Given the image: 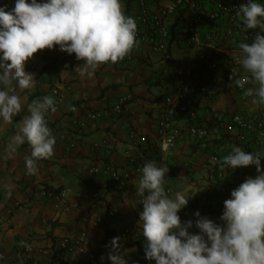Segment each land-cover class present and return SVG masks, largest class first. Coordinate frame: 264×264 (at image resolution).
<instances>
[{"label":"crops","instance_id":"1","mask_svg":"<svg viewBox=\"0 0 264 264\" xmlns=\"http://www.w3.org/2000/svg\"><path fill=\"white\" fill-rule=\"evenodd\" d=\"M3 1L15 3V0H0V7ZM124 1L121 0V3L125 11ZM256 30L264 35L259 27ZM243 36L245 32L241 28L239 41ZM141 53V49L136 48L135 55ZM172 58L181 68L192 69L196 73V79L190 82L192 85L209 82L208 72L194 65L192 51L184 46H175ZM28 64L32 66L31 69H27ZM72 64L76 67L75 70L71 69ZM83 64V61L76 59L74 53L62 52L59 46L35 53L25 63V71L34 74L35 87L21 91L15 84L22 110L13 118L12 124H3L0 120V264H24L13 257L14 252L23 247L20 241H25L35 250L51 251L62 237L78 236L83 218L88 219V239L84 254L66 256L62 260L57 253H35L36 262L28 264H106V245L110 246L112 238L120 237L122 229L127 225L138 234L140 241L133 244L132 240L120 251L127 263L130 257L139 256L141 247L146 243L141 234L142 222L139 221V216L142 209L137 195L141 173L134 177L127 191L117 189L106 179L89 177L87 174L91 166L104 160V153L108 149V160L116 167L126 163V153L138 156L142 165L146 161H156L158 166L163 163L167 165L169 171L165 175V193L173 199L177 192L188 197L186 206L177 215L181 224L192 221L193 226L188 229L191 234H199V229L195 226L197 211L200 217L223 226L224 222L220 217L224 211V201L230 199L231 191L247 178L258 175L255 165L241 169L237 172L241 175L227 178L226 192L214 198L207 192L205 171L209 154L218 151L216 147L211 148L212 143L220 144V154L231 153L233 147H240L246 153L259 152L262 155L260 163L264 162V146L253 143L243 145L223 133V124L236 111L258 112L264 120V104H253L254 96L244 98L237 93L223 68L211 74V80L216 81L219 86L216 97H203L193 86L188 90V113H195L194 122L206 123L213 119L212 123H218L217 139L198 145L180 141L169 152H161L154 136L161 100L177 84L186 80V76L177 75L173 67H169L156 54H150L145 62L135 58L131 62L101 64L91 77L87 73L81 75ZM158 70H161L159 75L152 77V74H158ZM55 85H69L70 89L65 104L55 114L51 126L56 139L54 155L50 159L38 161L37 173L29 175L25 157L31 154L30 146L24 143L18 146L15 153H10L8 145L18 131L20 121L28 115L27 105L33 99L46 96L49 87ZM256 86L253 84V87ZM0 90H3L2 86ZM125 94L131 95V100L126 104L124 114L119 117L108 114L111 105ZM73 107L75 111L70 110ZM90 110L101 116L89 119L85 129L72 127L73 118L82 117ZM186 121L187 118L183 116L176 122L183 125ZM102 139H105L106 144L94 151L92 143ZM69 141H76L77 146L66 151L65 145ZM261 170L264 171L262 167ZM45 187L62 193V199L66 203L41 196ZM96 192L100 195V201L92 199V194ZM106 207L122 213L125 222L103 219ZM9 210L11 214L8 213ZM147 264H155V261Z\"/></svg>","mask_w":264,"mask_h":264},{"label":"clouds","instance_id":"2","mask_svg":"<svg viewBox=\"0 0 264 264\" xmlns=\"http://www.w3.org/2000/svg\"><path fill=\"white\" fill-rule=\"evenodd\" d=\"M242 30L260 28L264 32V5L248 0L236 13ZM136 20L125 15L121 0H15L10 11L0 7V120L12 124L22 110L21 98L13 82L21 91L35 87L34 74L25 71V63L44 49L75 54L83 61L81 75L91 77L99 65L123 60L136 46ZM242 65L232 69L230 80L243 89V95L255 97L253 104H264V35L256 33L253 42L240 43ZM52 96L33 99L27 105L28 115L19 123L16 134L8 145L15 153L18 146L27 143L30 156L25 157L27 174L35 175L38 161L54 155L56 139L49 128L46 115L57 111ZM70 110L75 111V108ZM170 141H165L167 148ZM261 153L245 152L233 147L220 161L235 169L255 165L258 175L247 178L231 191L224 201V211L218 225L206 217L195 222L199 234H191L192 221L181 224L178 211L186 206L188 197L177 192L175 198L165 193L166 164L146 161L140 169L137 195L142 197L140 213L141 234L145 238V258L155 264H264V171ZM10 196L11 193L9 192ZM206 237V239H205ZM120 237L110 241L108 259L111 264H127L120 251ZM21 246L30 250L25 241ZM108 247V245H106ZM2 258V257H0Z\"/></svg>","mask_w":264,"mask_h":264},{"label":"built area","instance_id":"3","mask_svg":"<svg viewBox=\"0 0 264 264\" xmlns=\"http://www.w3.org/2000/svg\"><path fill=\"white\" fill-rule=\"evenodd\" d=\"M31 2V0H27ZM38 3L45 0H37ZM255 2L264 5V0H255ZM248 3V0H130L129 10L125 13L131 16L137 23L136 46L127 55L123 62H131L135 58L145 62L150 54L158 55L162 61H165L169 67H173L174 72L186 80L177 84L161 100L160 112L155 120V143L161 152H169L180 141H185L189 145H198L211 143L216 140L217 131L209 128L202 123L194 122L196 115L194 112L188 113V90L193 88L203 97L213 98L218 95L219 86L216 81L211 80V74L219 68H223L228 77L231 76L232 69H239V76L247 73L242 68L240 60L242 58L240 43H251L259 30L251 29L245 32V36L238 39L240 25L236 13L241 5ZM15 3L3 1L1 7L6 10L14 8ZM260 33V32H259ZM239 43V44H238ZM175 46H184L185 49L192 51V60L194 65L200 69H205L209 74V82L206 84L198 83L192 85L190 82L195 80L197 75L192 69L181 68L172 58V49ZM136 48H140L142 53L135 55ZM118 61V62H120ZM75 62V59H73ZM28 63V61L26 62ZM30 64L27 69H31ZM74 64L71 69L75 70ZM186 74V75H185ZM234 79L231 80L237 93L243 95L248 87L253 84H247L243 89L235 85ZM193 86V87H192ZM15 87V82H13ZM254 88V87H253ZM69 85H55L48 89L46 96H52L56 101L57 111L49 112L46 120L49 128L54 122L55 114L59 113L66 102ZM131 100V95L125 94L117 98L108 110L111 116H122L125 106ZM101 116L95 111H87L84 116L73 118L71 125L75 129H85L89 119ZM185 116L187 121L179 125L178 118ZM223 133L227 137L241 144L253 143L254 145L264 146V120L258 112L236 111L232 113L223 126ZM219 132V131H218ZM165 141H170L167 148L164 147ZM105 139L93 142L91 148L95 151L105 145ZM77 146L76 141H69L65 145L66 151H71ZM216 147L218 151H212L205 165L208 188L207 192L216 197L226 192L225 182L227 178L234 176L245 167L231 169L225 166L221 168L220 161L230 153L220 154V144L212 143L211 148ZM105 158L100 164L91 166L87 174L89 177H101L106 179L111 185L122 191H127L134 177L139 175L143 167L140 158L136 155L126 153V163L121 167H116L108 160L109 149L104 153ZM264 169V162L261 163ZM245 180V179H244ZM243 183V182H242ZM41 196L52 200L66 203L63 201V194L54 190L43 189ZM92 199L100 201L99 193H93ZM142 197L139 196L140 206ZM202 201L204 199L202 198ZM16 206H19L16 203ZM75 207V205H72ZM11 214V210L8 211ZM103 219L125 222L122 213H119L109 207L103 211ZM88 219L81 220V228L78 236L62 237L56 243L54 249L35 250L30 246V250L22 247L14 252L13 257L24 264L35 263V253L40 255H53L57 253L59 259L66 256L82 255L85 253V243L88 239ZM139 236L130 225L125 226L120 234L119 244L121 248L127 240L137 241ZM120 248V249H121ZM111 247L105 250L106 264H111L108 254Z\"/></svg>","mask_w":264,"mask_h":264},{"label":"trees","instance_id":"4","mask_svg":"<svg viewBox=\"0 0 264 264\" xmlns=\"http://www.w3.org/2000/svg\"><path fill=\"white\" fill-rule=\"evenodd\" d=\"M125 13L129 10V6H130V0H125ZM123 62V61H122ZM213 119H210L208 121H206V123H202V125H205L209 128H213L215 130H217L219 128V124L215 122L212 123ZM45 190H49L47 187H45ZM132 241V240H127L124 242L123 247L127 246V244ZM140 241V238L137 241H133V244H137ZM132 244V243H131ZM146 244V243H145ZM145 244L141 247V251L139 256H132L130 257V259L128 260L127 264H147L149 262V260H147L145 258V252H144V247Z\"/></svg>","mask_w":264,"mask_h":264},{"label":"rangeland","instance_id":"5","mask_svg":"<svg viewBox=\"0 0 264 264\" xmlns=\"http://www.w3.org/2000/svg\"><path fill=\"white\" fill-rule=\"evenodd\" d=\"M160 71H161V70H158L157 73L160 72ZM157 75H159V73L156 74V75H155V74H152L151 76L155 78V76H157Z\"/></svg>","mask_w":264,"mask_h":264}]
</instances>
